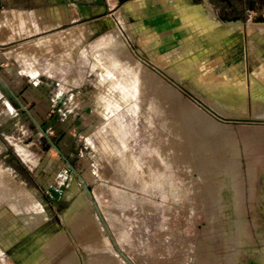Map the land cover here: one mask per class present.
<instances>
[{"label":"rangeland","instance_id":"rangeland-1","mask_svg":"<svg viewBox=\"0 0 264 264\" xmlns=\"http://www.w3.org/2000/svg\"><path fill=\"white\" fill-rule=\"evenodd\" d=\"M135 1L142 15L169 9L172 25L189 37L176 29L158 38L164 32L159 17L142 24L127 15L134 1L71 0L70 14L77 7L80 16L0 45L7 84L0 97V169L23 189L9 187L14 199H24L19 206L0 197L3 264H44L50 257L62 264L68 251L74 254L70 264H264V99L252 93L256 86L264 95V22L255 19L264 15V0H245L242 8L215 5L216 16L205 2L190 3L227 28L221 36L216 32V44L205 36L202 21L177 12L176 0L166 7L155 0L152 9ZM10 6L0 0V14ZM240 18L244 24L223 21ZM0 29L2 36L10 32ZM59 35L72 45L65 40L64 46ZM50 39L64 51L68 46L67 55ZM121 39L120 54L113 43ZM40 48L51 51L42 54ZM101 63L108 76H102ZM230 78L247 87L246 96H234L238 103L232 100L244 111L209 86ZM110 81L130 88L128 95L119 90L121 103L106 90ZM99 95L105 97L100 106ZM211 108L243 121L222 119Z\"/></svg>","mask_w":264,"mask_h":264},{"label":"bare ground","instance_id":"bare-ground-1","mask_svg":"<svg viewBox=\"0 0 264 264\" xmlns=\"http://www.w3.org/2000/svg\"><path fill=\"white\" fill-rule=\"evenodd\" d=\"M161 1H162V4H163V5L168 6L167 3H169V2H167V0H161ZM173 5H174L175 8L178 9L177 12H179L181 15H183L184 19H185V18L187 19V18H189V17H190V19H191V17H192V18H194L195 20L202 21L203 25L205 26V30H206V31H205V36L211 41L212 44H216V43H218V36L216 37V32H218V34H221L222 29H221L220 27H223V26H221V25H217V24H214V23H211V22L209 21V19H208V18H205L204 15H203L199 10H193L192 7H190V0H176L175 3H174ZM182 8H183V9H182ZM180 9H181V10H180ZM197 9H198V8H197ZM123 12H124V11H123ZM255 19H257V18H255ZM193 21H194V20H193ZM259 22H260V21H259ZM261 23H262V22H261ZM120 24H121V23H120ZM252 24H253V23H252ZM257 24H259V23H257ZM257 24H256V25H257ZM254 25H255V23H254ZM260 25H261V24H260ZM252 26H253V25H252ZM86 27H87V26H86ZM253 27H254V26H253ZM77 28H78V27H77ZM114 28H115V27H114ZM117 28H118V27H117ZM75 29H76V28H75ZM75 29H74V30H75ZM79 29H82V27L79 28ZM93 29L95 30L96 28H93ZM112 29H113V28H112ZM85 31L87 32L88 30L86 29ZM72 32H73V30H72ZM75 32L77 33V31H75ZM78 32H79V31H78ZM81 32H83V30H82ZM88 32H93V31H88ZM115 32L118 34V32H117L116 30H115ZM66 33H67V34H64V35L69 36V35H68V34H69L68 31H67ZM70 33H71V31H70ZM73 33H74V32H73ZM79 33H80V32H79ZM61 35H62V34H61ZM72 35L75 36V34H71V37H70V38L68 37L69 39H71V40H70L71 42L73 41V40H72ZM79 35H80V34H79ZM79 35H78V33H77V37H78ZM82 35H83V34H82ZM111 35H112V37H111L110 35H108V36H110V37L113 39V37L115 36V34L113 33V34H111ZM119 35H120V34H119ZM121 35H122V34H121ZM59 36H60V35H59ZM59 36H58V37H59ZM88 36H90V35L88 34ZM108 36H107V37H108ZM60 37H61V36H60ZM75 37H76V36H75ZM117 37H118V36H115V38H117ZM122 37H123V36H122ZM55 38H57V36H56ZM55 38H54V39H55ZM61 38L63 39V37H61ZM61 38H58V40L60 39V40H59V43H58V41H57L58 44H60ZM68 38H67V39H68ZM85 38H86V37H85ZM87 38H88V37H87ZM104 38H105V40H106L107 42L110 41L108 38H107V39H108V40H107L106 37H103V40H104ZM52 39H53V38H52ZM73 39H74V38H73ZM117 39H120V38L118 37ZM123 39H124V38H123ZM63 40H64V39H63ZM65 40H66V39H65ZM65 40H64V43H66ZM75 40H76V39H75ZM78 40L80 41L79 38H78ZM86 40H87V39H86ZM44 41H45V39H44ZM44 41H43L44 44L42 43L43 46L45 45V42H44ZM46 41L48 42L49 40H46ZM50 41H53V40L50 39ZM50 41L48 42L49 45H50ZM66 41H68V40H66ZM70 41H68V42L71 44ZM79 41L76 40V41H74V42H79ZM116 41H117V40H115L114 43H113V48H114V49H117V51L121 54L120 51L123 50V48H124V46H125V41H126V40L124 41V40L121 39V40H118L117 42H116ZM40 42H42V41H40ZM40 42H38V43H40ZM53 42H54V41H53ZM53 42H52V43H53ZM55 42H56V40H55ZM55 42H54V43H55ZM68 42H67L66 44L63 43V45H64V46L67 45ZM101 42H102V44H105L103 41H101ZM111 42H112V41H111ZM35 43H37V42H35ZM57 43H55V44H57ZM61 43H62V42H61ZM72 43H73V42H72ZM108 43H109V42H108ZM126 43H127V42H126ZM40 44H41V43H40ZM42 44H41V48H42ZM58 44L56 45V46L58 47V48H57V51H58L59 48H61V46L59 45V46H60V47H59ZM73 44H74V43H73ZM96 44H97V43H96ZM114 44H115V45H114ZM123 44H124V46H123ZM29 45H30V48H31V44H29ZM46 45H48V44H46ZM51 45H52V44H51ZM51 45H50V47L53 46V45H52V46H51ZM61 45H62V44H61ZM71 45H72V44H71ZM71 45H70V46H71ZM76 45H77V44H76ZM34 46H36V45L34 44ZM37 46L40 47V45H38V44H37ZM54 46H55V45H54ZM64 46H63V47H64ZM68 46H69V44H68ZM68 46H67V47H68ZM80 46H81V44H80ZM97 46L99 47V45H97ZM97 46H96V47H97ZM39 47H38V48H39ZM44 47H45V46H44ZM47 47H48V46H47ZM47 47H45V48L48 49ZM67 47H66V50H67ZM73 47H74V46H73ZM73 47H70V48L73 49ZM102 47H103V45H102ZM104 47H105V49H107V47H109L108 50H111V49L113 50V48H111V47H112L111 44H106V46H104ZM38 48L36 47V48H34V49H35V50H38ZM41 48L39 49V50H40V53H42L41 50H43V49H41ZM110 48H111V49H110ZM128 48H129V46H128ZM46 49H45V52H47ZM53 49H54V48H53ZM63 49H64V48H63ZM23 50H24V52L26 51V49H23ZM59 50H60L61 52L64 51V50H62V49H59ZM66 50H65L64 52H66V55H67V51H66ZM76 50H77V48H76ZM76 50H75V51H76ZM124 50H125V49H124ZM21 51H22V50H21ZM49 51H51V50L49 49ZM49 51H48V52H49ZM68 51H69V48H68ZM79 51H81V49H80ZM117 51H116V52H117ZM125 51H126V50H125ZM24 52H23V53H24ZM36 52L39 53V51H36ZM36 52H35V53H36ZM45 52L43 51V53H45ZM48 52H47V54H49ZM52 52H53V51H52ZM73 52H74V51H73ZM111 52H113V51H111ZM18 53L20 54V52H18ZM25 53H26V52H25ZM43 53H42V54H43ZM56 53H57V52H56ZM75 53H76V52H75ZM19 54H18V55H19ZM36 54H37V53H36ZM36 54H35V55H36ZM47 54H46V55H47ZM52 54H53V53H52ZM60 54H61V53H60ZM62 54H63V53H62ZM62 54H61V55H62ZM79 54H80V53H79ZM126 54H127V51H126ZM20 55H21V54H20ZM26 55H28V53H27ZM26 55H25V58L27 59L28 57H27ZM50 55H51V54H50ZM50 55H49V56H50ZM57 55H58V54H57ZM64 55H65V54H63V56H64ZM69 55H70V57H71V52L69 53ZM74 55H75V54H74ZM77 55H78V53H77ZM122 55H123V53H122ZM132 55H134V54H132ZM28 56H29V55H28ZM43 56H44V55H43ZM47 56H48V55H47ZM49 56H48V57H49ZM53 56H54V55H53ZM55 56H56V55H55ZM55 56H54V57H55ZM94 56H95V55H94ZM119 56H120V55L118 54L117 57H119ZM126 56H128V55H126ZM129 56H130V54H129ZM22 57H24V56L22 55ZM50 57H51V56H50ZM58 57H59V60H60V56H57V58H58ZM131 57H132V56H130V58H131ZM29 58H30V57H29ZM29 58H28V59H29ZM57 58H55V59H57ZM64 58H65V57H64ZM72 58H74V57L72 56ZM98 58H99V57H98ZM114 58H115V57H114ZM121 58H122V56H121ZM124 58H125V57H124ZM124 58H123V60H127V59H128V58H127V59H126V58L124 59ZM28 59H27V60H28ZM53 59H54V58H53ZM68 59H69V58H68ZM133 59H134V58H133ZM61 60H62V59H61ZM63 60H65V59H63ZM66 60H67V59H66ZM66 60H65V61H66ZM72 60H73V59H72ZM74 60H75V59H74ZM96 60H97V59H96ZM98 60H99V59H98ZM118 60H119V58H118V59H115V60H114L115 62H113V63L118 62ZM121 60H122V59H121ZM129 60H130V59H129ZM134 60H136V59H134ZM28 61H29V60H28ZM30 61H31V58H30ZM65 61H64V62H65ZM70 61H71V60H70ZM99 61H100V60H99ZM99 61H98V63H100ZM109 61H110V60H109ZM136 61H137V60H136ZM62 62H63V61H62ZM127 62H128V61H127ZM129 62H130V61H129ZM131 62H132V61H131ZM139 62H140V61H139ZM35 63H36V61H35ZM108 63H109V62H108ZM110 63H112V62H110ZM113 63H112V64H113ZM118 63H119V62H118ZM123 63H124V62H123ZM33 64H34V63H33ZM130 64H132V63H130ZM130 64H129L128 66H130ZM138 64H139V63H138ZM208 64H209V63H208ZM93 65H94V64H93ZM122 65H123V64H122ZM142 65H143V64H142ZM126 66H127V64H126ZM205 66H206V65H205ZM93 67H95V66H93ZM93 67H92V68H93ZM117 67H118V66H117ZM143 67H144V66H143ZM98 68H99V67H98ZM126 68L129 69L130 67H129V68L126 67ZM131 68H132V66H131ZM144 68H145V67H144ZM144 68H143V70H144ZM100 69H101V71L103 72V73H102V76H104V74H105V76H108V75H106V74H107V73H106L107 71L105 70V69L108 70V68L105 67L103 63L100 64ZM114 69H115V68H114ZM146 69H148V68H146ZM92 70H93V69H92ZM108 71H109V70H108ZM145 71H147V70H144V72H145ZM148 71H149V70H148ZM228 73H229V70H228ZM228 73H227V74H228ZM109 74H111V73H109ZM146 74H148V73H146ZM229 74H230V76H231L234 80H236V79L238 80V77H239V73H238V72L234 71L233 69H230V73H229ZM148 75H149V74H148ZM150 76H151V78H150ZM150 76H149L150 79H153V81L156 80L157 83H159L158 81H159L160 79H159L157 76L153 75L152 73L150 74ZM110 77H111V76H109V78H110ZM141 77H142V76H141ZM109 78H108V79H107V78L103 79L102 77H100V79H103V80H109ZM113 78H114V76H113ZM145 78H146V77H144V79H145ZM210 78H211V76H210ZM100 79H99V80H100ZM114 79H115V78H114ZM114 79H113V80H114ZM141 79H142V78H141ZM154 79H155V80H154ZM211 79H212V78H211ZM211 79H210V80H211ZM233 79L230 78L227 82L224 81L223 84L219 83L217 80L214 79V80H212V81L209 82L210 85L208 84L210 87H211V85H212L213 87H214V86H215V87L217 86L216 89H218V90H219V88H220V91H222L223 95H224L225 98H226V100H225V98H224L225 101H223V102H226V101L228 100L229 102H233L232 105L234 104V101L238 98V97H236V99H235L234 96H241V97L243 98L244 96H246V95L248 94V92H247V91H248V90H247V87H246L245 85L242 84V83H244V82L241 81V82H242L241 84H239V82H238V83H235ZM103 80L100 81V83H101V82H104ZM206 80H207V79H206ZM208 80H209V79H208ZM141 81H144V80L142 79ZM146 81L148 82V80H146ZM238 81H240V80H238ZM259 81H260V80H259ZM111 82H112V81H110L109 83L111 84ZM113 82H114V81H113ZM113 82H112V83H113ZM147 82L144 81L143 84L146 85ZM100 83H99V84H100ZM151 83H152V80H151V81L149 80V82H148L147 85H150ZM160 83H161V82H160ZM110 84H109V86H110ZM141 84H142V83H141ZM153 84H154V82H153L151 85H153ZM104 85H108L107 82H106V84L103 83L102 87H103ZM111 85H113V84H111ZM145 85H143V86H145ZM99 86H100V85H99ZM153 86H156V84H154ZM102 87H101V88H102ZM104 87H107V86H104ZM213 87H211V88H213ZM215 87H214V88H215ZM218 87H219V88H218ZM101 88H100V89H101ZM211 88H210V89H211ZM102 89H103V88H102ZM102 89H101V90H102ZM207 89H208V88H207ZM210 89H209V90H210ZM216 89H215V90L212 89V90L215 91V94H218V93H216V92H217ZM106 90H108V92L111 94V95H110V96H112L111 98H112L114 101H117L118 103H121V102L124 100L123 98L120 97V94H119L120 92H119V90H120V91H125V90H126L127 92H126L125 94H127V95L130 93V91H129L130 88H129V87H126L125 84L122 83V82H121V83H120V82H119V83H115V84L113 85V87L110 86L109 89H108V87H107ZM167 91H168V90H167ZM207 91H208V90H207ZM210 91H211V90H210ZM102 92H104V89H103ZM105 92L107 93V91H105ZM105 92H104V93H105ZM169 92H170V93H174L175 91L173 92V90H171V91L169 90ZM208 92H209V91H208ZM208 92H207V93H208ZM212 92H213V91H211V94H212ZM109 93H108V94H109ZM170 93H169V94H170ZM209 93H210V92H209ZM252 93H253V95H254L256 98L261 99V100L264 99V95H263L262 91H260L258 88H256V86L252 88ZM102 94H103V93H102ZM215 94L213 93V95H215ZM104 95H105V94H104ZM176 95H177V94H176ZM208 95H209V94H208ZM105 96H106V95H105ZM173 96H174V95H173ZM218 96H219V95H218ZM218 96H217V97H218ZM101 97H103V96H100V95L98 96V98H99V101H98L99 106L102 105L101 103H103V101H104V100L100 99ZM219 97H220V96H219ZM219 97H218V98H219ZM104 98H105V97H103V99H104ZM211 98H212V97H211ZM214 98H216V96H215V97L213 96L212 99H214ZM222 98H223V97H222ZM222 98H221L220 102H222ZM245 98H246V97H245ZM234 99H235V100H234ZM246 99H247V98H246ZM246 99H245V100H246ZM158 100H159V99H158ZM216 100H217V98H216ZM218 100H219V99H218ZM218 100H217V101H218ZM232 100H234V101H232ZM238 100H239V98H238L235 102L238 103V102H237ZM240 101H241V100H240ZM243 101H244V100H242L241 102H243ZM215 102H216V101H215ZM241 102L239 103V104L241 105L240 107H242V106L244 105V104L242 105ZM244 102H245V101H244ZM246 102H247V101H246ZM217 103H218V102H217ZM257 103H258V102H257ZM259 103H260V102H259ZM223 104H224V103H223ZM225 104H226V103H225ZM225 104H224V105H225ZM227 104H229V103L227 102ZM261 104H262V103H261ZM237 105H238V104H237ZM237 105H236V104L233 105V106H235V107H234V108H235L234 110H237V109H236V108L238 107ZM245 105H246V103H245ZM254 105L256 106L255 109H257V105H256V104H254ZM219 106H220V105H219ZM221 106H222V105H221ZM221 106H220V107H221ZM225 106H226V105H225ZM236 106H237V107H236ZM227 107H228V105H227ZM240 107H239V108H240ZM243 107H244V106H243ZM243 107H242V108H243ZM261 107H262V106H261ZM99 108H100V107H99ZM216 108H217V107H216ZM231 108H233V107L231 106L230 109H231ZM101 109H102V108H101ZM217 109H218V108H217ZM253 109H254V108H253ZM98 110H99V109H98ZM178 110H179V112H180V109H178ZM234 110H233V111H234ZM238 110H239V109H238ZM238 110H237V111H238ZM240 110H241V109H240ZM240 110H239V111H240ZM244 110H246V107H245L243 110H241V111H244ZM263 110H264V109H263ZM99 111H101V110H99ZM102 111H103V110H102ZM215 111H216V110H215ZM221 111H222V110H221ZM226 111H227V110H226ZM231 111H232V110H231ZM257 111H258V113H259V110H257ZM260 111H261V110H260ZM229 112H230V111H229ZM255 112H256V111H255ZM262 112H263V111H262ZM222 113H223V112H222ZM226 113H227V112H226ZM241 113H242V112H241ZM253 113H254V112H253ZM260 113H261V112H260ZM223 114H224V113H223ZM228 114H229V113H228ZM254 114H255V113H254ZM256 114H257V113H256ZM224 116H225V114H224ZM258 116H259V115H258ZM221 125H222V123H221ZM207 127H208V126H207ZM176 128H177V127H176ZM225 128L227 129V127H225ZM225 128H224V129H225ZM221 129H222V128H221ZM224 129H223V130H224ZM211 130H212V129H211ZM224 131H227V132H228V130H224ZM207 132H208V131H207ZM227 132H226V133H227ZM229 132H230V131H229ZM212 133H213V132H212ZM220 133H221V132H220ZM228 135H230V134H228ZM228 139H229V138H228ZM231 139H233V138H231ZM221 140H222V139H221ZM218 141H220V140H218ZM222 141H223V142H222V144H223V143H224V140H222ZM214 142H216V141H214ZM233 142H234V141H233ZM233 142H232V143H233ZM219 143L221 144V141H220ZM230 143H231V142H230ZM232 143H231V144H232ZM220 144H218V145L221 146ZM225 144H226V143H225ZM234 144H235V143H234ZM218 145H216V146H218ZM223 145H224V144H223ZM223 145H222V146H223ZM234 147H235V146H234ZM216 148H218V147H216ZM220 149H221V148H220ZM220 149H217V150H220ZM237 155H238V154H237ZM237 157H238V156H237ZM230 158H231V157H230ZM228 159H229V158H228ZM235 159H237V158H235ZM238 160H239V159H238ZM234 162H235V161H234ZM232 165H233V164H232ZM234 165H235V164H234ZM230 167H231V166H230ZM231 168H232V167H231ZM221 170H222V169H221ZM223 170H224V169H223ZM229 170H231V169H229ZM234 172H236V171H234ZM234 172H233V173H234ZM224 173H226V172H224ZM229 173H231V171L228 172V174H229ZM231 174H232V173H231ZM238 175H239V174H238ZM0 176H1V177L3 176L2 179H1V177H0V179L2 180V184H0V197L4 198L5 200H8L9 202H11V204H14V205H15V203L18 202L19 206H22V205H23L22 203H23L24 199H23V201L21 200L22 202L19 201V200L16 201V200L14 199V195H13V193H11V191L13 190V188H14V189H17V190H21L22 187L19 185V183H18L14 178H12V177L10 176V174H9L6 170L0 169ZM224 176H225V175H224ZM236 176H237V175H236ZM235 178H236V177H235ZM5 182H6V184H8V185H6ZM234 182H235V181H234ZM234 182H233V183H234ZM214 185H215V184H214ZM10 186L12 187V190H11V191H10V188H9ZM220 186H221V185H220ZM231 186H232V185H231ZM239 187H240V186H239ZM20 188H21V189H20ZM233 188H234V187H233ZM240 188H241V187H240ZM22 191H23V189H22ZM218 191H219V190H218ZM236 191H237V190H236ZM14 192H15V191H14ZM216 192H217V191H216ZM240 192H241V191H240ZM15 193H16V192H15ZM21 193L23 194V192H21ZM232 193H233V191H232ZM237 193H238V191H237ZM19 195H20V194H19ZM23 195H24V194H23ZM20 196L22 197V195H20ZM24 196H25V195H24ZM26 196H27V194H26ZM15 198H16V197H15ZM27 198H28V197H27ZM17 199H18V198H17ZM0 200H1V198H0ZM28 200H29V199H28ZM31 200H33V198H32ZM15 201H16V202H15ZM9 202H8V203H9ZM25 202H26V201H25ZM24 206H25V205H24ZM24 206H23V207H24ZM1 207H2V206H1V203H0V208H1ZM17 207H18V206H17ZM25 207H26V206H25ZM15 208H16V207H15ZM15 208H13V209H15ZM19 208H20V207H19ZM19 208H18V210H20ZM21 208H22V207H21ZM236 208H237V207H236ZM6 209H7V208H6ZM238 209H239V208H238ZM238 209H237V210H238ZM0 210H1V209H0ZM3 210H4V208H3ZM15 210H16V209H15ZM22 210H23V209H22ZM25 210H26V209H25ZM4 211H5V210H4ZM11 211H12V210H11ZM11 211H9V213H8L9 215H10V212H11ZM13 211H14V210H13ZM23 211H24V210H23ZM0 212H1V211H0ZM17 212H18V211H17ZM26 212H29V211H26ZM236 212H237V211H236ZM1 213H2V212H1ZM11 213H12V212H11ZM23 213H24V212H23ZM4 215L7 216L6 214H4ZM29 215H30V214H29ZM31 215H32V214H31ZM26 216H27V215H26ZM236 216H237V215H236ZM238 216H239V214H238ZM1 217H2V216H1ZM9 217H10V216H9ZM12 218H13V217H12ZM28 218H30V217H28ZM32 218H33V217H32ZM237 218H238V217H237ZM237 218H236V219H237ZM91 219H92V217L89 218V220H91ZM1 220H2V219H1ZM35 220H36V219H35ZM237 220H238V219H237ZM23 221H24V220H23ZM31 221H32V220H31ZM33 221H34V220H33ZM91 221H93V220H91ZM29 223H30V222H28V224H29ZM88 223H90V222H88ZM95 223H96V222H95ZM35 224H36V223H35ZM37 225H38V224H37ZM37 225H35V226H37ZM14 226H15V225H14ZM85 226H86V225H85ZM9 227H10V226H9ZM12 227H13V226H12ZM33 227H34V226H33ZM87 227H89V226H87ZM34 228H35V227H34ZM31 229H32V226H31ZM77 229H78V228H77ZM10 230H11V229H10ZM17 230H19V229L17 228ZM79 230L81 231V228H79ZM84 231H85V230H84ZM24 233H25V232H24ZM77 233H78V232H77ZM78 235H79V234H78ZM84 235H85V232H84ZM87 235H88V234H87ZM89 237H90V235H89ZM92 237H93V236H92ZM66 240H67V239H66ZM61 241H62V245H63L65 241H64V240H61ZM63 241H64V242H63ZM66 243H67V242H66ZM66 243H65V244H66ZM60 246H61V245H60ZM66 246H67V245H66ZM68 252H70V251H68ZM68 252H67V256H66V257H63V262H62V264H70V262H71V258L74 257V254H72V255H68V254H69ZM60 258H61V257H60ZM57 259H58V258H57ZM57 259H56V258H52V257H50V258H45V259H43V260L41 259V260H42V263H44V264H57ZM68 260H69L70 262H69ZM0 261H1V260H0ZM2 261H3V260H2ZM2 261H1V262H2ZM2 264H3V262H2ZM37 264H38V263H37Z\"/></svg>","mask_w":264,"mask_h":264},{"label":"crops","instance_id":"crops-1","mask_svg":"<svg viewBox=\"0 0 264 264\" xmlns=\"http://www.w3.org/2000/svg\"><path fill=\"white\" fill-rule=\"evenodd\" d=\"M3 1H6V3H8L11 6L10 8H7L9 9L8 11L6 10L2 14H0V27L7 26L10 28V32L7 36H2L3 34L2 29H0V45L5 44L9 41L22 39L24 37L33 35L36 33V31L39 30V28L41 30H49L53 27H58L72 20V18L74 17L76 18L80 16V11L77 7L73 8V11H72L73 13L70 14L71 12H69L70 10H69L68 3L71 0H3ZM130 1H134V2L133 3L130 2L131 7L130 9H127L128 12H126L128 16L133 15L134 18L138 19L141 23L150 21L153 15H156L157 17L160 18L159 22L164 25V29H163L164 32L163 34H160L158 38H161L162 36H165L167 32L173 31L176 29L180 32L181 31L185 32L184 34L185 37H189V32L185 28L181 26H177V25H172V15L167 13L169 9H165L164 13L155 9V10H151L149 13H146V14L143 13L142 15L139 13V10H140L139 7L135 4L136 1L135 0H130ZM244 1L245 0H242V1L235 0L234 2H232V0H216L215 2L214 0H201V1L190 0V3L198 4V3L205 2L210 7L213 14L215 15V11H214L215 5L220 6L224 4L226 6H230L231 4L235 3V5H237L239 8L240 7L242 8L243 6L242 2ZM140 2L141 3L143 2L146 7L151 8V9L154 6L153 4L156 3L155 0H140ZM167 2H169L170 5L174 3L172 0H167ZM38 5H50L52 7L51 8H43V7L38 8L36 7ZM238 20L241 22L238 24H244L241 18L237 20H223V21L232 22V21H238ZM148 24L149 23H147L146 25ZM12 25H14L13 26L14 29L11 28ZM151 27L152 26H146L145 28H151ZM152 28L155 29L154 26ZM222 29H223V32L221 31V34L226 33L227 28L223 27ZM195 36L197 37L198 35H195ZM153 41H155V38L151 42ZM160 43L161 41L159 40V44ZM2 85L5 87L7 86V84L4 81H2V73L0 72V97H2ZM0 259H1V256H0Z\"/></svg>","mask_w":264,"mask_h":264},{"label":"water","instance_id":"water-1","mask_svg":"<svg viewBox=\"0 0 264 264\" xmlns=\"http://www.w3.org/2000/svg\"><path fill=\"white\" fill-rule=\"evenodd\" d=\"M256 18H257L258 21L264 22V15H258V16H256ZM211 110L214 112V114L220 116L222 119H223V118H224V119H227V120H229L230 122L234 121V119H235V121H236V120H238V121H243L242 118H238V117H237V118H233V117H232V118L224 117V116L220 115L219 113H216V111H215L214 109L211 108ZM248 120H249V121H252V120H260V119H251V118H249Z\"/></svg>","mask_w":264,"mask_h":264}]
</instances>
